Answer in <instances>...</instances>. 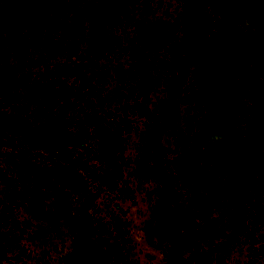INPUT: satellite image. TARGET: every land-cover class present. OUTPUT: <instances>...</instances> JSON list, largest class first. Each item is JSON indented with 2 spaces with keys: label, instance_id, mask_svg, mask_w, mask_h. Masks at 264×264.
Instances as JSON below:
<instances>
[{
  "label": "rangeland",
  "instance_id": "374dc122",
  "mask_svg": "<svg viewBox=\"0 0 264 264\" xmlns=\"http://www.w3.org/2000/svg\"><path fill=\"white\" fill-rule=\"evenodd\" d=\"M110 2L114 10L105 31L106 51L94 59L97 73H86V77L93 84L128 93V86L138 87L143 80L135 73L133 64L147 51L152 58L147 112L141 116L132 114L131 126L124 133L122 181L112 190L99 192L88 209L92 232L87 245L75 248L77 233L59 212L78 213L83 198L79 192L65 188V208H59V184L55 179L59 153L37 144L21 131L22 127H30L41 132L47 118L33 96L35 74L40 69L34 63L40 60L38 45H32L28 51L31 63L26 68L21 67L8 46L11 51L2 63L12 71L13 79L7 87L12 96L10 102H0V170L35 203V208L16 198L12 187L0 177V264H203L207 259L201 250L173 251L174 242L158 233V225L151 224L161 184L148 178V171L163 169L166 159L189 158L195 177L190 175L189 183L177 179L181 202L193 197L204 203L201 204L206 216L218 218L219 208L214 204L220 196L225 198L233 180L231 158L224 157V151L233 150L236 139L242 135L253 140L251 150L264 164V131L261 129L257 137L253 135L254 128L264 124V108H257L248 89H242L241 78L228 64L220 39L228 18L234 28L247 35L253 33L257 27L255 15L259 13L264 18V0L241 6L239 0ZM56 17L52 15L58 22ZM49 20L44 28L52 31H43L54 36L56 43L62 31L50 26L55 24ZM81 34L75 38L78 54L83 63L90 65L89 36ZM214 39L215 43L218 40L215 45ZM186 41L192 46L180 55L184 58L180 64L183 71H178L176 80L178 83L185 78L186 89L182 91L184 99H179V87L171 86L163 72L173 62L176 66L172 45L184 47ZM252 41L263 46L264 31ZM52 57V62L62 64L64 71L65 65H69L66 79L70 83L82 82L85 70L81 63L72 65L75 59L64 52L57 51ZM248 64L253 68L255 63L250 59ZM258 69L261 74L263 68ZM260 95L264 98V85ZM122 100L126 101L124 97ZM212 155H216L214 159H210ZM207 183L217 193L207 196ZM194 244L207 250L206 243ZM241 248L237 245L228 251L214 252L211 264H250Z\"/></svg>",
  "mask_w": 264,
  "mask_h": 264
},
{
  "label": "trees",
  "instance_id": "16d2710c",
  "mask_svg": "<svg viewBox=\"0 0 264 264\" xmlns=\"http://www.w3.org/2000/svg\"><path fill=\"white\" fill-rule=\"evenodd\" d=\"M106 1L108 2L0 0V102L4 99L10 102L12 96L7 89L9 80L13 79L12 71L8 65L2 63L7 52L11 50L15 52V59L21 67L26 68L29 67L30 61L27 57L28 51L32 49V45L37 44L40 60L37 62L34 60V63L40 69L35 74L33 96L47 118L41 132H36L30 127H22L21 131L37 144L52 147L59 153L57 158L60 165L55 178L59 184V189L56 190L61 204L59 208H65L64 202L67 201L65 188L79 192L83 198L78 213L67 210L59 212L77 233L78 242L75 248L87 245L92 232L88 209L93 205L99 192L103 189L112 190L122 181L124 133L131 126V115L141 116L142 113L144 115V111L147 112L145 103L148 97L152 59L148 56V51L142 53L140 59L133 64L135 73L138 72L137 75L143 78L141 85L128 86V93L120 89H109L104 84L102 86L98 83L93 84L86 77V73H97L94 59L106 51L105 31L114 10L110 0ZM251 1L239 0L238 5H250ZM54 14L57 15L55 19H59L58 22L52 18ZM255 17L256 32L254 30L249 35L240 28H234L228 18L220 39L223 40L222 47L228 64L241 78L242 89H248L249 97L260 109L264 108V98L260 95V89L264 85V45L256 44L252 40L264 31L262 26L264 18L259 13ZM48 20L55 24L50 26L60 27L58 30L62 31L56 43L54 36L43 31L44 29L52 31L44 28ZM80 33L89 36V52L93 62L90 61V65L83 63L78 54L75 38ZM33 39L35 42L31 41ZM217 42L218 40L215 43L214 39V45ZM8 46L11 50H8ZM191 46L189 41L185 42L184 47L172 45V57L176 66L173 62V66H169L168 70L163 72V75L168 76L171 86L179 87L181 91L177 95L179 99H184L182 91L186 89L185 78H180L181 81L178 83L176 80L178 71H183L180 64L184 58L180 55L188 52ZM57 51L73 57L75 60L72 65L81 63L80 66L85 71L80 84L70 83L66 79L67 72H70L69 65H65L64 71L61 68L62 64L52 62V56ZM250 59L255 63L253 68L248 64ZM39 61H42V64ZM258 67L263 68L261 74ZM123 97L126 101L122 100ZM87 108L89 110H86ZM261 129L264 131V124L261 128H254L253 135L259 136ZM251 141L239 135L233 150L224 151V157L231 158L233 180L225 198L220 196L218 202L214 204L216 209L219 208L218 218L206 216L207 212L203 210L202 205L204 203L193 197H187L185 202H181V194L177 191V179L189 183L191 177H195L193 169L189 167L191 161L189 158L184 157L177 161L166 159L163 162V169L148 171L147 177L161 184L160 197L154 205L155 221L152 219L151 224L158 225V233L174 242L171 248L173 251L199 249L207 259L203 264H211L214 252L228 251L229 248L239 245L246 252L247 263L264 264V164L252 152ZM220 150H223L222 146ZM213 156L216 155H212L210 159H214ZM0 177L12 187L16 198L27 201L31 208H35V203L1 170ZM207 185L208 188L204 191L207 196L217 193L211 191L208 183ZM192 194L194 192H191ZM215 197L217 195H214ZM173 201L175 204H172ZM196 241L206 243L207 250L194 244Z\"/></svg>",
  "mask_w": 264,
  "mask_h": 264
}]
</instances>
